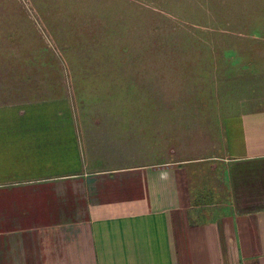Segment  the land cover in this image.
Returning <instances> with one entry per match:
<instances>
[{
    "label": "crops",
    "instance_id": "1",
    "mask_svg": "<svg viewBox=\"0 0 264 264\" xmlns=\"http://www.w3.org/2000/svg\"><path fill=\"white\" fill-rule=\"evenodd\" d=\"M102 167L65 97L0 104V264H264V104Z\"/></svg>",
    "mask_w": 264,
    "mask_h": 264
},
{
    "label": "rangeland",
    "instance_id": "2",
    "mask_svg": "<svg viewBox=\"0 0 264 264\" xmlns=\"http://www.w3.org/2000/svg\"><path fill=\"white\" fill-rule=\"evenodd\" d=\"M62 96L100 166L161 159L264 104V0H0V104Z\"/></svg>",
    "mask_w": 264,
    "mask_h": 264
}]
</instances>
